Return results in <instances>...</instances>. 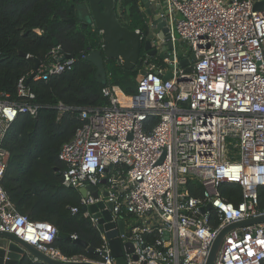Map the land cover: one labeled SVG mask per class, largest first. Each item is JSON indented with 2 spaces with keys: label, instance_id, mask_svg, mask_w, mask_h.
I'll use <instances>...</instances> for the list:
<instances>
[{
  "label": "built area",
  "instance_id": "obj_1",
  "mask_svg": "<svg viewBox=\"0 0 264 264\" xmlns=\"http://www.w3.org/2000/svg\"><path fill=\"white\" fill-rule=\"evenodd\" d=\"M257 1L166 0L171 41L186 45L183 56L193 54L192 64L179 68L174 51L169 53L173 61L164 58V66L152 63L138 75L135 94L106 85V107L79 109L82 124L58 154L65 167L61 183L98 191V199L89 192L81 198L82 208L112 204V222L123 220L130 233L129 239L120 236L134 249L126 255L127 264H205L223 227L264 214L257 195L264 187V9L254 10ZM62 58L55 47L31 81L71 71L74 59ZM169 70L172 78L163 80ZM33 72L18 80L20 98H34L25 87ZM57 108L67 110L62 104ZM36 111L31 103L16 104L8 96L0 100V231L52 259L77 260L51 246L57 236L53 225L19 214L1 186L8 160L2 146L6 129L19 114L35 116ZM189 181L204 186L200 197L189 195ZM224 183L241 188L237 205L219 196ZM207 204L212 210L201 214ZM83 215L98 229L88 209ZM101 234L97 263L115 264ZM213 264H264V223L229 232Z\"/></svg>",
  "mask_w": 264,
  "mask_h": 264
},
{
  "label": "trees",
  "instance_id": "obj_2",
  "mask_svg": "<svg viewBox=\"0 0 264 264\" xmlns=\"http://www.w3.org/2000/svg\"><path fill=\"white\" fill-rule=\"evenodd\" d=\"M82 1L0 0V100L8 96L16 104L37 106L35 116L19 114L6 129L2 146L8 152V160L1 186L19 214L30 221L54 226L57 236L51 246L64 257L98 262L96 253H89L62 237L76 236L94 251L103 245L102 234L83 215L81 194L62 185L65 167L58 158L61 146L73 138L82 124L79 109L108 105L102 94L104 85L96 80L95 66L84 59L86 54L100 48L101 37L97 30L76 20L75 7ZM116 3L120 25L146 37L148 24L139 0H116ZM71 19L75 22L71 23ZM55 47L74 59L71 71L45 81H30L25 87L34 98H20L16 90L18 80L34 69L35 60L47 63ZM155 63L164 66L162 60ZM104 67L106 85L118 86L128 95L136 93L135 79L142 63L131 71L114 60L104 61ZM58 104L67 110H59ZM186 190L191 197L198 198L204 186L189 181ZM218 193L233 205L241 201V188L236 184H221ZM257 195L258 210L264 212V187L258 188ZM72 208L77 212L72 213ZM209 222L213 228L218 226L215 218Z\"/></svg>",
  "mask_w": 264,
  "mask_h": 264
},
{
  "label": "water",
  "instance_id": "obj_3",
  "mask_svg": "<svg viewBox=\"0 0 264 264\" xmlns=\"http://www.w3.org/2000/svg\"><path fill=\"white\" fill-rule=\"evenodd\" d=\"M116 5V0H83L75 7L76 20L97 30L101 37L100 48L89 52L84 57L85 61L95 66V76L98 83L104 86L107 83L104 67V61L107 60L117 61L123 69L130 71L137 70L139 64L142 63V68L138 70V74L141 76L145 75L150 64H156V61L163 60L164 58L173 61L174 57L169 53L174 51L176 52L179 68H188L195 60L193 54L185 58L181 49L176 47V43H172L170 38L171 23L169 20V13L162 9L161 3H157V0H139V5L144 9L149 21L147 22L148 34L144 38L139 32L130 31L120 25L117 18ZM263 9L264 0L257 1L254 5V10L258 11ZM69 21L71 23L75 22L74 19ZM20 55L26 57L25 54L20 53ZM69 58V55L63 54L62 60ZM38 65V60H35L34 72L25 80V86H27L34 77ZM171 78L172 73L170 70L166 71L162 76L163 80H169ZM78 192L83 198L86 197V193L89 192L94 199H98V191L92 186L85 189L81 188ZM102 196L107 197V193L103 191ZM87 209L89 213L97 219L98 230L100 233L104 234L109 247L110 257L114 260L115 264H127L126 255L133 253L134 249L129 240L124 243L120 240L121 235H124L127 239L130 237V233L128 229H126V223L121 219L112 222L110 214L112 210L111 203L97 202ZM87 209L83 208V211ZM211 210L212 207L210 204L199 209L201 214ZM263 223L264 214L234 222L223 227L217 233L210 246L205 264L214 263L224 237L229 232ZM62 237L71 240L70 236L62 235ZM71 241L85 248L89 253H96L80 239ZM102 256H106L105 253H103ZM133 260H137L136 256H133ZM25 261L32 264H99L85 259L64 262L55 260L36 250L33 246L24 242L19 237L8 232L0 231V264H21Z\"/></svg>",
  "mask_w": 264,
  "mask_h": 264
},
{
  "label": "crops",
  "instance_id": "obj_4",
  "mask_svg": "<svg viewBox=\"0 0 264 264\" xmlns=\"http://www.w3.org/2000/svg\"><path fill=\"white\" fill-rule=\"evenodd\" d=\"M157 3H161V7H162V9H163L164 11H167V12L169 11V10H168V7H167V4H166V0H157ZM141 11L143 12V14H144V16H145L146 21L149 22V21H148V18H147V14L145 13L144 9L141 8ZM169 20H171V19H170V16H169ZM177 42H179V41H177ZM185 52H186V51H185ZM183 53H184V52H183Z\"/></svg>",
  "mask_w": 264,
  "mask_h": 264
},
{
  "label": "rangeland",
  "instance_id": "obj_5",
  "mask_svg": "<svg viewBox=\"0 0 264 264\" xmlns=\"http://www.w3.org/2000/svg\"><path fill=\"white\" fill-rule=\"evenodd\" d=\"M116 11H117V15H118V14L120 15L119 5H116ZM118 12H119V13H118ZM119 15H118V16H119ZM176 47H177V48H180L182 52H185V51L187 50L186 45L183 44L181 41L176 42ZM137 79H138V77H136V79H135L136 82H137Z\"/></svg>",
  "mask_w": 264,
  "mask_h": 264
}]
</instances>
